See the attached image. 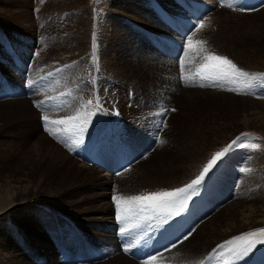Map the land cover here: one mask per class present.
I'll list each match as a JSON object with an SVG mask.
<instances>
[{"label":"rangeland","instance_id":"1","mask_svg":"<svg viewBox=\"0 0 264 264\" xmlns=\"http://www.w3.org/2000/svg\"><path fill=\"white\" fill-rule=\"evenodd\" d=\"M232 1L0 0V264H264V222L238 227L264 210V83L202 78L264 73V6ZM87 140L130 165L83 163ZM153 193L175 195L112 200Z\"/></svg>","mask_w":264,"mask_h":264},{"label":"snow or ice","instance_id":"2","mask_svg":"<svg viewBox=\"0 0 264 264\" xmlns=\"http://www.w3.org/2000/svg\"><path fill=\"white\" fill-rule=\"evenodd\" d=\"M203 22L201 21V24ZM96 32L93 33V40H94V47H95V38H96ZM95 57V52H94ZM208 59L210 61H217L221 65H227L228 70H218L216 72L209 73L208 76H202V78H212V79H227L229 77H251L253 80H259L261 83H264V73H248L246 71H243L242 69L238 68L230 59L227 57H220V56H209ZM206 68L209 67L208 65L205 66ZM30 85L33 83L32 81L28 82ZM203 86V85H201ZM97 107H100V103L97 102ZM172 111H175V109H172ZM117 115L119 113H116ZM65 121L60 120L56 121V123H64ZM47 130V129H46ZM243 135V134H242ZM239 140V138H237ZM164 141H161L163 143ZM79 143V142H78ZM236 144V141L233 142V145ZM232 148V145L229 146L228 149L225 150V152H218L215 154L212 161L209 162V164L204 168V171L200 174V176L193 180L191 184L187 185V188H193V186H202L203 182H206V180L211 176L213 172H215L220 165L224 162V159H226V153L229 152ZM187 188H181L177 189V192H185ZM175 193H153L146 197L141 196H133L129 197L127 200H122L117 195H113L112 200L113 202L118 206L121 207L123 205H126L130 202H140L142 200H156L158 198L164 197V196H174ZM182 209V205H181ZM117 219L120 220L121 217L118 215ZM123 232V229L121 230ZM264 231V230H261ZM192 235V231H189L186 235L183 236V240H187ZM247 235V234H245ZM183 240L180 241V243L183 242ZM260 243H264V241H260ZM177 245L176 243L172 244V247L175 248ZM217 247H220L219 245ZM215 251V249L213 250Z\"/></svg>","mask_w":264,"mask_h":264},{"label":"bare ground","instance_id":"3","mask_svg":"<svg viewBox=\"0 0 264 264\" xmlns=\"http://www.w3.org/2000/svg\"><path fill=\"white\" fill-rule=\"evenodd\" d=\"M83 168L87 169V167L82 166ZM256 191V190H255ZM258 191V190H257ZM256 191V192H257ZM262 191V190H261ZM255 192V193H256ZM264 193V192H263ZM262 193V194H263ZM258 194V193H257ZM260 195V194H259ZM264 195V194H263ZM264 199V196H263ZM260 208L263 209L264 206V202H259ZM263 205V206H262ZM255 207V206H254ZM253 207V208H254ZM264 212V210H263ZM261 210H255L252 212V214L250 216H246V217H242V222H240L238 225V227H250L256 223H263L264 222V213ZM244 219V220H243Z\"/></svg>","mask_w":264,"mask_h":264}]
</instances>
